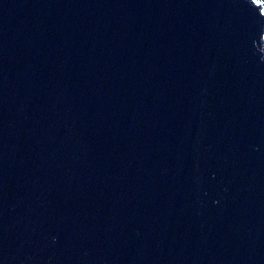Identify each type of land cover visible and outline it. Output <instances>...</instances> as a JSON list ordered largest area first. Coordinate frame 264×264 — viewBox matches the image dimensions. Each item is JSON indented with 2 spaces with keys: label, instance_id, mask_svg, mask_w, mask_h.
<instances>
[{
  "label": "water",
  "instance_id": "95a60500",
  "mask_svg": "<svg viewBox=\"0 0 264 264\" xmlns=\"http://www.w3.org/2000/svg\"><path fill=\"white\" fill-rule=\"evenodd\" d=\"M0 264H264V0H0Z\"/></svg>",
  "mask_w": 264,
  "mask_h": 264
}]
</instances>
